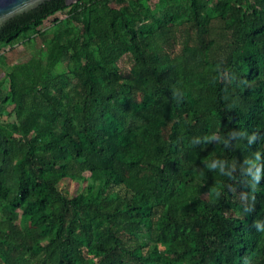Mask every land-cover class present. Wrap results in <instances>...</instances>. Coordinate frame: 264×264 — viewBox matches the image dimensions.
Segmentation results:
<instances>
[{
	"label": "trees",
	"instance_id": "trees-1",
	"mask_svg": "<svg viewBox=\"0 0 264 264\" xmlns=\"http://www.w3.org/2000/svg\"><path fill=\"white\" fill-rule=\"evenodd\" d=\"M51 16L0 77V264H264V0H46L0 60Z\"/></svg>",
	"mask_w": 264,
	"mask_h": 264
},
{
	"label": "rangeland",
	"instance_id": "rangeland-1",
	"mask_svg": "<svg viewBox=\"0 0 264 264\" xmlns=\"http://www.w3.org/2000/svg\"><path fill=\"white\" fill-rule=\"evenodd\" d=\"M113 5H115L113 3ZM61 13H56L55 16H60ZM51 17L44 23V33L42 36H37L36 38H32L28 42L18 43L14 48L7 49L3 52V57L0 60V77H2L6 72L11 71L16 66H20L21 64H27L29 68L32 67V59L33 53L37 50L38 46L42 47V44L46 45L48 41H61L64 34V23H51ZM63 63H59L54 70L53 73L62 71ZM32 69V68H31ZM7 84L4 83L2 85V95L5 92ZM4 108V105L0 102V109ZM10 105H8L2 113L0 114V123L6 124L10 123L13 120V115H10ZM82 182L72 181L70 183V188L76 187L79 191L81 189Z\"/></svg>",
	"mask_w": 264,
	"mask_h": 264
},
{
	"label": "water",
	"instance_id": "water-1",
	"mask_svg": "<svg viewBox=\"0 0 264 264\" xmlns=\"http://www.w3.org/2000/svg\"><path fill=\"white\" fill-rule=\"evenodd\" d=\"M44 1L46 0H0V27L4 25L6 20L33 9ZM75 1L64 0V3L69 5Z\"/></svg>",
	"mask_w": 264,
	"mask_h": 264
}]
</instances>
